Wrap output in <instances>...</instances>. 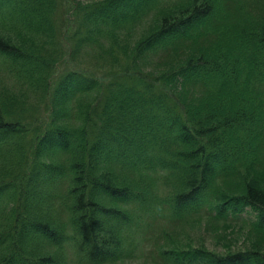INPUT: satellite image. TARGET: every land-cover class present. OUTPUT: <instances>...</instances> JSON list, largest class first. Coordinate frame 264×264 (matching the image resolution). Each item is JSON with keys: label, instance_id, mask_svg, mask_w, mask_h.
I'll list each match as a JSON object with an SVG mask.
<instances>
[{"label": "trees", "instance_id": "trees-1", "mask_svg": "<svg viewBox=\"0 0 264 264\" xmlns=\"http://www.w3.org/2000/svg\"><path fill=\"white\" fill-rule=\"evenodd\" d=\"M160 1H76L63 31L69 58L86 48L97 58L70 60L52 81L54 0H0V57L49 107L36 131L16 115L27 93L2 97L0 264H51L35 238L78 244L84 264L116 262L134 219L157 208L215 220L245 212L264 231V187L240 178L264 159V0ZM147 14L154 24L132 38ZM172 50L162 68H147L154 51ZM227 179L236 188L222 195L216 184ZM160 255L168 264H264L257 245Z\"/></svg>", "mask_w": 264, "mask_h": 264}, {"label": "rangeland", "instance_id": "rangeland-1", "mask_svg": "<svg viewBox=\"0 0 264 264\" xmlns=\"http://www.w3.org/2000/svg\"><path fill=\"white\" fill-rule=\"evenodd\" d=\"M76 1L87 3L94 0H54V11L50 23L51 25L53 23L55 29V39L50 49L46 52L58 59V62L52 66V81L57 77L58 73L63 71L61 69L62 67L70 64L71 59L68 55V49L72 43L63 31L70 30V27L67 25L72 22L71 7L74 6ZM177 1L181 0H163L159 2L158 7L175 5ZM152 16L154 14H147L143 18V21H139L141 23L137 26L136 30L134 29L131 34L133 35L132 38L139 36L148 25L154 24L151 22ZM67 20H69V23ZM214 22L217 26L221 25L218 21ZM82 34L83 32L80 35ZM121 36L126 37L124 33ZM203 39L208 38L202 37L195 39L193 43L178 44L176 50L184 46L203 44L206 42ZM72 42H76V39L73 38ZM176 50H172L171 52L154 51V54L145 60L147 68H151V71L155 69L159 70L168 62L171 53ZM94 58H97L95 51L86 48L71 61L75 65L88 66L93 64ZM121 62L124 64L123 60ZM107 63L105 62L104 64ZM14 67L15 64L0 57V104L3 100L2 97L12 94L13 91L18 94L26 92L25 102H23L24 106L20 111H16V115H18L19 120L30 124L31 129L38 131L37 126L40 123V119L46 115L49 108L46 106L47 101H44L42 98V92L38 93L28 88L26 84H22V80L19 78L18 73L14 71ZM52 85L50 84V88ZM9 107L11 109L13 108L12 105ZM8 114H10V111L6 116ZM5 118L9 119L8 117ZM240 178H245L247 181L251 180L264 187V159L258 165H244L241 169ZM232 180L227 179L216 184L217 189L222 192V195L231 193V190L236 188V182H231ZM165 191V188L162 186L158 188L159 195H163ZM160 198L157 197L156 199L158 200ZM54 205L53 212L55 213V210H57L60 220H64V215L61 216L59 207L55 203ZM250 218L251 216L249 214L243 212L238 215H229L226 219L214 220L213 217L207 216L204 211H199L186 217L176 218L157 208L155 212L137 220L135 225H133L132 231L137 235L140 242H137L136 237L132 235L128 236V243L131 248L128 257L123 260L104 264H168L160 255V251L166 248L182 249L199 246L203 249L221 254L235 252L252 245H257L264 250V231L252 228L253 221ZM35 240L34 242H37L41 253L45 254L43 250L45 249L50 256L54 257L51 264H84V261L81 259V251L78 244H67L62 250L60 247L41 242L37 238ZM13 247L19 250L18 252L23 253L22 247L17 241H15ZM8 256H10V253L6 255V257ZM2 260L3 258L1 259L0 257V263ZM17 261L18 258L15 257L11 261V264H17ZM30 261L34 262V260Z\"/></svg>", "mask_w": 264, "mask_h": 264}]
</instances>
